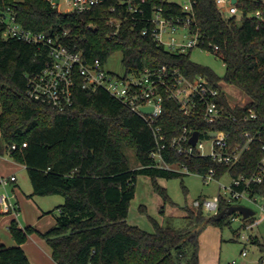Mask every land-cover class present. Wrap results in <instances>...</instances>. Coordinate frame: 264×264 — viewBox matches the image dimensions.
I'll return each mask as SVG.
<instances>
[{
  "label": "trees",
  "instance_id": "obj_1",
  "mask_svg": "<svg viewBox=\"0 0 264 264\" xmlns=\"http://www.w3.org/2000/svg\"><path fill=\"white\" fill-rule=\"evenodd\" d=\"M192 2L189 27L201 34L209 48L219 45L218 55L226 64L223 76L194 61L192 49L171 51L150 34L142 33L145 20L134 26L126 19L114 33L116 26L107 21V3L78 13L62 11L48 0H0V11L11 9L25 27L49 32L88 58L100 57L106 62L121 50L126 72L165 64L190 77L203 74L220 89L218 101L231 114L241 117L249 108L257 112L249 120L206 123L185 115L176 101L168 100L161 123L170 134L178 133L188 123L206 136L211 129L229 131L234 143L246 139V130L255 138L251 148L233 165L199 152L179 153L172 145L163 150L164 164L170 167L159 165L152 156L157 145L146 119L107 89L84 88L79 77L73 105L62 110L31 97L27 74L42 68L49 58L48 48L6 36L5 24H0V154L7 152L26 165L34 194L64 196V202L56 207L55 223L40 232L59 264H200L202 229L208 224H230L240 214L218 218L202 206L185 205L184 226L155 220L153 231L127 220L141 173L152 176L154 181L159 176H183L185 172L178 168L199 174L214 168L219 178L226 173L250 175L259 169L263 157L264 0H237L238 11H228L230 15H225L217 0ZM153 6H163L166 13L175 16L187 14L178 1L147 0L145 15L151 14ZM222 80L242 89L249 100L232 104ZM124 145L136 149L138 166L130 165ZM156 188L165 200L169 199L165 187ZM253 192L264 194V184L253 183ZM231 204L222 198L219 211ZM9 228L17 244L7 245L0 237V264H32L21 244L34 228L20 227L16 218H12ZM254 242L264 251V242L256 237ZM263 258L264 254L259 264Z\"/></svg>",
  "mask_w": 264,
  "mask_h": 264
},
{
  "label": "built area",
  "instance_id": "obj_2",
  "mask_svg": "<svg viewBox=\"0 0 264 264\" xmlns=\"http://www.w3.org/2000/svg\"><path fill=\"white\" fill-rule=\"evenodd\" d=\"M52 6L62 11L86 12L99 4H108L109 16L107 21L116 26L117 33L124 21L128 19L135 26L145 20L141 27L144 34H150L159 44L175 52H186L195 47L219 53V45L212 48L206 46L201 34L192 31L189 27L190 12L193 10L192 0L180 3L186 16H175L166 13L163 6H153L150 15H145L147 0H48ZM218 5L230 12H237L238 8L233 0H217ZM257 11L256 14H260ZM5 24L4 34L25 42L44 45L48 48L49 58L41 69L27 74V92L36 99L48 102L58 109H65L74 103V87L77 78L82 80V87H103L112 95L120 99L133 111L140 113L151 127L156 148L152 156L159 165L164 164L163 150L167 145L175 146L179 153L192 155L199 152L210 155L219 163L233 165L237 163L243 152L251 148L255 136L246 130L244 141L232 142V135L226 130L211 129L208 136L200 130L186 123L178 133L170 134L161 123V118L168 100L178 103L179 109L193 119L203 120L206 123H215L224 119L249 120L257 116L253 108L239 117L227 111L218 101L220 89L211 84L203 74L188 76L179 69H171L167 65L145 67L124 73H116L106 67V62L100 57L88 58L82 52L73 51L67 44L53 34L46 31H34L18 21L11 9L0 11V24ZM183 28L181 38L174 33ZM150 107V111H143L142 107ZM195 130L199 131L196 143L191 141ZM211 131L216 134L211 135ZM210 138L211 150L206 153L200 148L204 145L203 139ZM264 151V140H261ZM27 145V142H24ZM16 144H13V148ZM205 181L210 183L218 180L223 192L203 200L195 199L196 207L202 206L207 213L218 214L222 198L229 203L239 204L242 200L255 203L257 212L264 214V194L253 192V183L264 184V153L259 169L250 175H228L229 181H222L216 176V169L202 174ZM17 179L16 173L0 175V215L13 214L16 218L20 214V207L15 194L9 188L10 181ZM235 217V216H234ZM233 217V219H234ZM247 254V247L242 251ZM236 262L235 260L233 263ZM138 264H146L141 262ZM259 264V263H258ZM260 264H264V258Z\"/></svg>",
  "mask_w": 264,
  "mask_h": 264
},
{
  "label": "rangeland",
  "instance_id": "obj_3",
  "mask_svg": "<svg viewBox=\"0 0 264 264\" xmlns=\"http://www.w3.org/2000/svg\"><path fill=\"white\" fill-rule=\"evenodd\" d=\"M20 1V0H17ZM184 3L188 0H173ZM231 13L225 10V15ZM184 30L181 28L174 35L182 37ZM122 51L117 50L106 60V67L116 73H124L122 62ZM191 58L199 63L210 66L217 74L223 76L226 71V64L218 54L195 47L191 51ZM223 87L228 93L232 104L245 103L249 96L239 87L221 81ZM0 101V112H1ZM0 142L2 134L0 130ZM204 145L200 148L203 152H210V138L203 139ZM124 151L129 158L131 166L140 164L136 149L132 146L124 145ZM185 172L183 176H159L154 178L148 174H139L136 180V192L130 201L127 220L130 223L137 224L142 228L153 231L155 229V220L157 222L170 223L175 226H184L186 224L185 215L187 211L183 206L197 208L193 202L195 199L203 200L207 197H213L219 192V181L213 180L207 183L202 174L189 172L187 169L178 168ZM0 170L6 173L15 172L18 176V185L16 193L20 199L21 211L17 216V221L22 226H32L34 228L31 238H35L38 243L44 245V240L40 232L47 230L55 223V214L58 213L57 197L64 201V196L59 193L53 194H34L33 185L26 165L14 159L9 153L0 154ZM222 181H229L228 175L221 177ZM161 185L166 188L169 196L165 200L163 195L156 188ZM62 201V202H63ZM246 204L257 210L255 203L242 200ZM164 208V210H162ZM27 215V218L24 215ZM6 215V216H4ZM5 218L0 220V235L4 242L15 244L14 237L9 228L14 215L2 214ZM30 234V233H29ZM28 234V237L29 236ZM258 238L264 242V214L257 212L251 219L245 220L241 214L236 215L230 224L218 226L208 224L199 234V257L202 264H256L264 251L259 244L254 242ZM42 240L43 242H40ZM247 247V254L243 255V249ZM236 261L233 263V261ZM40 264H46L44 262Z\"/></svg>",
  "mask_w": 264,
  "mask_h": 264
},
{
  "label": "crops",
  "instance_id": "obj_4",
  "mask_svg": "<svg viewBox=\"0 0 264 264\" xmlns=\"http://www.w3.org/2000/svg\"><path fill=\"white\" fill-rule=\"evenodd\" d=\"M233 2L236 3V1H234V0H233ZM12 173H15V172L6 173V172H3V171L0 170V175H10ZM17 185H18V176H17L16 180L10 181L9 188H10L11 192L15 194V198H16V200H17V202L19 204L20 210H21L20 199L18 198L17 193H16ZM57 199H58L57 201H60V202H58V205L64 202L61 198L59 199L57 197ZM57 214H55V221H56ZM4 216H6V215H4ZM4 216L0 215V220L5 218ZM24 216L27 218L26 214ZM14 218H16V217L14 216ZM19 226L22 227V228H25V226H22V224H19ZM32 234H36V233L35 232L34 233H30L29 234L30 237L27 238L21 244L23 246V248L25 249V251H26L31 263L32 264H40V263L44 262L46 264H59L53 258V256H52V247L47 242V240L44 237H42V239L44 240L45 243H44V245H41L40 243L37 242V240L35 238H31ZM0 237H1V235H0ZM14 241H15V244H17V241L15 239H14ZM40 242H43V241L40 240ZM5 243L7 245H14L13 243H8V242H5ZM200 264H202L201 261H200ZM256 264H258V262Z\"/></svg>",
  "mask_w": 264,
  "mask_h": 264
},
{
  "label": "water",
  "instance_id": "obj_5",
  "mask_svg": "<svg viewBox=\"0 0 264 264\" xmlns=\"http://www.w3.org/2000/svg\"><path fill=\"white\" fill-rule=\"evenodd\" d=\"M234 1H237V0H234ZM142 110L143 111H150L151 108L144 106V107H142ZM215 134H216V131H211V135L214 136ZM198 137H199V131L195 130L192 137H191V141L193 143H196ZM235 212H239L243 216V218H248L255 213V209L252 208L251 206L243 204V203L231 204L227 209H223V210L219 211L217 214V217L221 218L225 215H230V214H233ZM208 214H210V213H208Z\"/></svg>",
  "mask_w": 264,
  "mask_h": 264
}]
</instances>
